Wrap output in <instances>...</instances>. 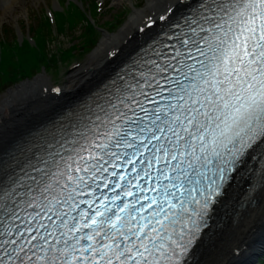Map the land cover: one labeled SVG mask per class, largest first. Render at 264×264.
<instances>
[{"label":"snow or ice","instance_id":"1","mask_svg":"<svg viewBox=\"0 0 264 264\" xmlns=\"http://www.w3.org/2000/svg\"><path fill=\"white\" fill-rule=\"evenodd\" d=\"M193 2L92 115L0 156V264H181L234 173L264 159V0Z\"/></svg>","mask_w":264,"mask_h":264},{"label":"bare ground","instance_id":"2","mask_svg":"<svg viewBox=\"0 0 264 264\" xmlns=\"http://www.w3.org/2000/svg\"><path fill=\"white\" fill-rule=\"evenodd\" d=\"M27 1L0 0V16L13 17L15 13L23 11ZM171 6H175L174 0H147L146 8L134 10L117 33H104L82 71L73 70L68 75V80L60 87L59 95L51 92L45 74L17 84L3 93L0 97V154L60 104L85 91L103 77L113 59L133 47L139 34L150 30L138 33L144 24L148 21L156 22ZM84 68H87L85 72ZM254 197L255 203L248 205L230 224L229 220L225 221L223 224L228 225L208 240L190 264H251L264 238V183L255 191Z\"/></svg>","mask_w":264,"mask_h":264},{"label":"rangeland","instance_id":"3","mask_svg":"<svg viewBox=\"0 0 264 264\" xmlns=\"http://www.w3.org/2000/svg\"><path fill=\"white\" fill-rule=\"evenodd\" d=\"M49 1L50 0H28L23 11L15 13L13 17L0 16V57L4 58L5 55H8L10 49L8 45L10 42H12L13 38H18L21 40L22 34H25L27 31L29 32V30L30 34L34 35L35 32L33 30V27H35V25L39 22V18L44 19L45 7L55 8L54 4H50ZM70 2H72V5L80 6L85 11L89 8L91 9V0H70ZM137 2L139 3L138 5L136 4ZM88 3L90 5H87ZM146 5L147 0H110L104 3L101 13L95 16V31L93 32V34L95 35L94 37L97 39V42L90 51H83L82 54H80L77 50L74 51L73 54L74 58L77 60V63L75 62L73 64H68L67 62H65V59H63V57L59 54L58 48L64 49L68 46V44L70 43V39L81 30V22H78L70 30H66L62 34L56 35L54 37L53 35H55V33L54 29L52 28L53 35H46L45 39L48 43H50L49 51L51 53H58V55L56 56V58L58 59V67L56 68V70H53L49 67L47 73L42 71L37 75L30 77L29 79L20 78L15 85H12L1 91L0 97L3 95V93L8 91L9 89L14 88L17 84H20L24 81L33 80L40 74H45V76L47 77V82L49 81L50 83H56L63 86L68 80V75L71 74L73 70H76L78 72L82 71V68L85 66V62L87 61L89 55L93 53L94 49L98 46L104 33H117L129 19V17L133 14L134 10L145 9ZM56 8H58V6H56ZM144 11L147 12V10ZM120 12H125L123 22L118 26L115 25L112 28L105 29L104 25H106L108 22L114 23L116 17H120L118 16V14L120 15ZM89 37L90 36L88 34L83 35V38L85 39H88ZM74 41H76V38ZM22 51L23 53H25V56L23 57V60H25L24 67H28L26 60L28 58L35 59L37 51L27 52L25 45H23ZM44 52L46 53L45 49ZM86 70L87 68L83 69L84 72ZM261 242L262 243H259L260 249L256 254L255 260L261 257L264 252V238ZM253 261L254 258L251 262L252 264H255L256 261Z\"/></svg>","mask_w":264,"mask_h":264},{"label":"trees","instance_id":"4","mask_svg":"<svg viewBox=\"0 0 264 264\" xmlns=\"http://www.w3.org/2000/svg\"><path fill=\"white\" fill-rule=\"evenodd\" d=\"M58 21H57V30L56 35H60L66 30H70L72 26L68 25V22L70 23V20H72L75 25L78 22H81V30L79 33L75 34L71 39L68 47L65 49V53L67 52H74L78 51L80 54H82L83 51H90L97 40L93 37V31L94 26L92 23L88 21L87 16L85 13L80 9L77 8L76 12L71 11V16L69 18H66L63 14L58 15ZM124 18V15H121V18H117V24H120ZM36 34H38V38L40 39V54H37V65H35L34 62L31 61L30 58H28L27 64L28 67H24L25 60H23V64L18 65L16 62L14 52L9 49L8 56L3 59V71H0V92L6 89L7 87L15 84L17 82V75L20 74L19 78L22 76L21 73H23V76H32L34 75L38 70V66L45 65L47 68L48 66H51V68L58 67V59L56 58L55 54L49 53V44L45 36L46 35H53L52 30L49 27V23L47 20H39L37 25L34 27ZM84 34H88L90 37L88 39L83 38ZM54 37V35H53ZM76 38V41H74ZM15 47H18V51L22 58L25 56V53H23L22 48L23 45H25L27 52H29L28 44L23 41L22 45H19L17 40H14ZM25 43V44H24ZM13 42H10L8 46H12ZM44 49L46 50V53L44 52ZM66 55H64L63 59H66ZM261 261L264 263V255L262 258H260Z\"/></svg>","mask_w":264,"mask_h":264}]
</instances>
